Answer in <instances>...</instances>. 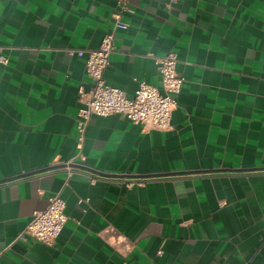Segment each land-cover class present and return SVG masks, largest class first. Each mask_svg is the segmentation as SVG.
<instances>
[{
  "label": "crops",
  "instance_id": "0c3cea01",
  "mask_svg": "<svg viewBox=\"0 0 264 264\" xmlns=\"http://www.w3.org/2000/svg\"><path fill=\"white\" fill-rule=\"evenodd\" d=\"M118 12L106 82L160 86L174 52L178 106L169 130L94 114L80 148L71 51ZM0 54V264H264V0H0ZM55 194V244L18 239Z\"/></svg>",
  "mask_w": 264,
  "mask_h": 264
},
{
  "label": "built area",
  "instance_id": "2783aa9c",
  "mask_svg": "<svg viewBox=\"0 0 264 264\" xmlns=\"http://www.w3.org/2000/svg\"><path fill=\"white\" fill-rule=\"evenodd\" d=\"M119 1L125 9L129 0ZM114 18L113 29L103 36L99 47L71 51L79 56L86 54V72L92 80L89 90L83 87L79 90L81 106L77 116V128L80 148L85 140L89 119L94 114H121L148 129L169 130L172 126V112L178 106V94L184 84V78L177 69L178 57L174 52L159 59L160 86L142 81L134 96L128 97L124 90L108 84L104 74L115 50L116 32L128 27V23L121 18V12L116 13ZM0 60L7 62L2 54ZM68 219L64 198L60 194L50 196L47 207L33 213L18 239L51 246L55 244Z\"/></svg>",
  "mask_w": 264,
  "mask_h": 264
},
{
  "label": "water",
  "instance_id": "95a60500",
  "mask_svg": "<svg viewBox=\"0 0 264 264\" xmlns=\"http://www.w3.org/2000/svg\"><path fill=\"white\" fill-rule=\"evenodd\" d=\"M73 166H78V167L86 168L85 166H80V165H78V164H73Z\"/></svg>",
  "mask_w": 264,
  "mask_h": 264
}]
</instances>
